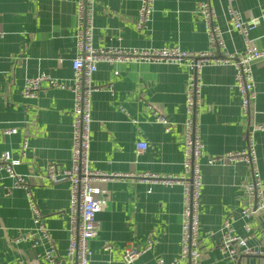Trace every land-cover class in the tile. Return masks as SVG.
<instances>
[{
	"label": "crops",
	"instance_id": "0c3cea01",
	"mask_svg": "<svg viewBox=\"0 0 264 264\" xmlns=\"http://www.w3.org/2000/svg\"><path fill=\"white\" fill-rule=\"evenodd\" d=\"M201 2L215 11L225 50L242 53L244 37L230 29L229 11L241 19L258 16L264 0H154L143 29L136 27L140 0H97L92 12V45L96 49L178 47L205 51V22L198 12ZM76 0H0V154L18 159L15 173L26 186L43 215L56 255L67 262L69 181L50 182L49 163L71 165L73 94L43 82L34 98L21 94L25 79L39 73L59 80L72 77L76 55ZM249 39L264 47V24L252 29ZM92 74L96 87L90 97L89 166L105 175L92 185L103 192L104 207L96 215L97 235L90 239V264H125L127 249H150L138 254L134 264L170 261L180 252L183 184L153 181L184 175V137L188 68L172 62L98 61ZM256 98L248 117L240 107L234 67L209 63L200 72V99L196 125L204 143L201 162L198 246L201 264H264L254 255L231 259L219 250V229L232 218L235 234L247 237V245L264 249V207L247 220L240 211L248 202L243 186L251 179L245 162L207 164L209 157L239 151L246 145L250 123L264 125V60L252 64ZM156 111L170 121L155 122ZM250 121V122H249ZM16 128L14 134L5 130ZM147 148L138 154L136 143ZM24 142L27 143L23 148ZM257 167L263 183L264 130L254 135ZM100 197V196H99ZM250 231L244 229V223ZM32 214L26 191L0 170V264H49L43 253L47 243L32 246L19 236L31 229ZM106 244L110 249H105Z\"/></svg>",
	"mask_w": 264,
	"mask_h": 264
},
{
	"label": "built area",
	"instance_id": "2783aa9c",
	"mask_svg": "<svg viewBox=\"0 0 264 264\" xmlns=\"http://www.w3.org/2000/svg\"><path fill=\"white\" fill-rule=\"evenodd\" d=\"M97 0H76V55L72 59V77L69 81L52 78L45 73L25 79L21 94L24 98H34L40 90L42 83L56 88H68L73 94L72 108V145L71 165L68 168H59L49 163L46 167V177L50 182L68 180L69 187V227L68 243L66 248L67 262L65 264H90L91 250L89 241L95 237L100 225L96 215L104 207L103 192L99 187L92 185L96 180L105 177L89 166L90 143V97L96 90L92 84V74L96 71L98 61L109 62L147 61V62H172L185 64L188 68L186 84V114L184 137V175L180 178L166 177L159 179L152 175L153 181L161 180L166 185L174 182L183 184V209L181 212L180 252L174 259L166 261L162 257L157 258L156 264H201L202 251L198 246L199 228V201L201 188V162L204 143L196 125V107L200 97V72L201 69L213 62L229 63L234 67L235 87L240 95V107L248 117L250 105L256 98L254 75L252 64L258 60H264V47L254 45L249 39V32L260 24H264V9L258 16H250L241 19L238 12L230 9V29L238 31L245 41V49L242 53H228L225 50L222 30L215 24V11L207 2H201L198 12L205 22L209 47L205 51H185L178 47L159 48H128V49H96L92 45V12ZM154 0H140L136 15V27L143 29L153 11ZM153 119L166 126L169 130L170 121L160 113L154 111ZM250 122V121H249ZM264 130L260 123H250L247 126L245 137L246 145L239 151H230L219 157H209L207 164L245 162L251 170V179L244 186V193L248 202L240 211L245 219L260 208L264 207L263 183L257 167L254 135ZM16 128L5 130L4 133L14 134ZM27 143L24 142L23 148ZM147 148L145 141L136 143V152L140 154ZM18 159L11 157L9 152L0 154V170H4L11 178L15 187H22L26 191L28 208L32 214L33 226L22 233L19 240H29L32 246L47 243L43 258L49 264H62L58 259L55 247L52 244L49 229L43 220L34 197L26 186L23 175L15 173L14 166ZM100 196V197H99ZM232 218L224 219L219 232L221 241L219 250L231 259L239 256L254 255L263 257L264 249H255L247 245V237L235 234L232 226ZM244 229L250 231V225L244 223ZM153 245L152 239H148L141 250L127 249L123 253L125 264H134L136 256ZM105 249H110L106 244Z\"/></svg>",
	"mask_w": 264,
	"mask_h": 264
}]
</instances>
